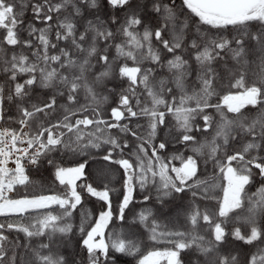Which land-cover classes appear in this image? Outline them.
<instances>
[{
  "label": "snow or ice",
  "instance_id": "6c2138e0",
  "mask_svg": "<svg viewBox=\"0 0 264 264\" xmlns=\"http://www.w3.org/2000/svg\"><path fill=\"white\" fill-rule=\"evenodd\" d=\"M0 30V122L18 126L0 125V264H17L11 232L21 264H78L59 251L73 240L87 264H264V0H0ZM94 150L122 170L119 193L110 169L88 182ZM42 162L63 190L10 196ZM137 189L158 208L128 220L152 199ZM185 193L183 224L161 219Z\"/></svg>",
  "mask_w": 264,
  "mask_h": 264
},
{
  "label": "trees",
  "instance_id": "16d2710c",
  "mask_svg": "<svg viewBox=\"0 0 264 264\" xmlns=\"http://www.w3.org/2000/svg\"><path fill=\"white\" fill-rule=\"evenodd\" d=\"M176 4L179 6L181 4V0H176ZM32 19L31 11H27L24 16L25 23L30 21ZM195 22V18L192 21ZM39 26V25H38ZM254 30V28H253ZM0 34H2V30H0ZM231 66V65H230ZM193 77H190L189 80H193ZM4 77L3 74H0V83H4ZM116 86L117 90H119V86L117 85H110V87ZM49 95L48 90H41L36 89V97L39 99H44ZM81 102L83 103V99H81ZM213 102H216L215 100ZM59 103H63V100H60ZM114 106V104L110 105ZM109 106V107H110ZM248 114L254 115L255 109H253L251 106L248 108ZM171 120V117L168 118ZM0 125L6 126V127H18L14 123H8L4 124L3 122H0ZM27 131V129L25 130ZM186 151L181 145L173 144L169 146L168 153H172L175 151ZM190 154V153H188ZM103 151H93L91 158H89V164L86 168L87 178L88 182H93L98 174L103 173L105 170H111L110 171V180H111V187L117 189V193L121 190L122 185V178L123 173L122 170L119 169L118 165L109 164L107 161L103 160ZM50 158L54 159L57 163L62 164L63 166H74V163L76 159H83V158H74L71 155H64L63 153H52ZM174 163H177L178 161H174ZM28 175L31 179V183L29 185L25 186H17L16 190L13 193H10L9 195L13 198H19L24 195H38V194H51L53 192H60L62 191V186L58 184L57 181H55L53 172L54 168L52 166H49L46 162H42L39 167L34 166H28L27 167ZM208 174H211V165L208 166ZM258 186V185H257ZM255 189H250L251 191H254ZM144 194H150L152 199L149 202L145 203H135L130 206L128 210H126V218L128 220H131L132 215L134 212H138L140 208L142 207H153L158 208V205L155 201V191L154 189H149L146 193H140V191L137 189V192L135 193V197L137 201L142 200V196ZM220 194V193H217ZM120 197L117 194L113 198V204L114 208L116 204L118 203ZM189 200V194H181L179 196H176L174 199L170 200L168 205L165 208L164 215L161 216V219H165V217H171L173 219H176L177 216L180 217L179 223L183 224L182 214L184 211L185 206L187 205ZM197 203L200 204V206L203 208L205 206H213L215 204L214 201L212 202H205V201H197ZM85 207L90 209L94 215H97L100 210H102L103 205L102 203L98 202L95 198H89L85 197ZM6 218L0 217V222H3ZM74 222H78V218L74 215ZM121 226V222L118 220L113 221V224L110 225V227H116L119 228ZM141 233L143 230H140ZM9 235V241L10 243L6 245L9 249V257L13 255V252L17 254V264H21V258L24 261H27L31 258V253L28 249L24 248L23 245L28 243L27 238L23 235V233H16L11 232L6 233ZM142 238H144L142 236ZM41 242V238H34L32 240L33 246L38 245ZM19 245V247L17 246ZM235 251L239 252L241 254V259H243L244 254H246L250 250V246L244 245L242 242H237L235 245L232 246ZM60 253L65 255L67 258L71 259L73 256L75 260L78 262V264H87L86 259V252L83 251L73 240L72 243L68 244L66 247H61L59 249ZM118 264H136V258L133 257H123L118 256ZM187 260V257H185ZM4 264H9L8 260L6 259L4 261Z\"/></svg>",
  "mask_w": 264,
  "mask_h": 264
},
{
  "label": "built area",
  "instance_id": "2783aa9c",
  "mask_svg": "<svg viewBox=\"0 0 264 264\" xmlns=\"http://www.w3.org/2000/svg\"><path fill=\"white\" fill-rule=\"evenodd\" d=\"M26 130V129H25ZM9 166L11 167V166H15L14 164H12L11 162L9 163Z\"/></svg>",
  "mask_w": 264,
  "mask_h": 264
},
{
  "label": "rangeland",
  "instance_id": "374dc122",
  "mask_svg": "<svg viewBox=\"0 0 264 264\" xmlns=\"http://www.w3.org/2000/svg\"><path fill=\"white\" fill-rule=\"evenodd\" d=\"M10 167V166H9ZM11 167H15V166H11Z\"/></svg>",
  "mask_w": 264,
  "mask_h": 264
}]
</instances>
